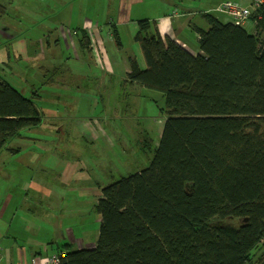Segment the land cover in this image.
Here are the masks:
<instances>
[{
  "label": "trees",
  "instance_id": "trees-1",
  "mask_svg": "<svg viewBox=\"0 0 264 264\" xmlns=\"http://www.w3.org/2000/svg\"><path fill=\"white\" fill-rule=\"evenodd\" d=\"M203 16L195 55L137 20L145 68L129 58L126 81L164 94L160 140L101 189L95 245L59 246V264H264V0L243 25ZM35 99L0 77V149L41 124Z\"/></svg>",
  "mask_w": 264,
  "mask_h": 264
},
{
  "label": "rangeland",
  "instance_id": "rangeland-1",
  "mask_svg": "<svg viewBox=\"0 0 264 264\" xmlns=\"http://www.w3.org/2000/svg\"><path fill=\"white\" fill-rule=\"evenodd\" d=\"M14 2L15 8L16 4L37 8L44 0ZM60 3L64 6L62 11H48L50 18L41 19H46L51 26L53 24L46 40L50 48L44 59L40 53L37 57V62L49 70L29 61L33 47L29 45V39H35L30 31L45 30L42 21L18 8L14 12L8 5L5 13H0L1 21H9L13 26V31L3 27L12 38H0V43L14 54L15 43H21V59L16 64L12 57L9 62L4 59L5 63H0V76L25 96H33L37 92L40 95L35 99L37 106L56 112L54 123V118H49L48 123L37 129L23 130L25 138L18 140L14 137L7 142L6 147L18 149L15 157L8 156L5 150L0 155V164L3 162L6 170L36 172L35 181L45 183L52 193H56L49 196L28 189L21 194L26 198L15 210V242L13 240L11 244L23 245L28 250L36 247L34 249L40 251L46 246H55L56 240L59 243L70 242L71 249H79L81 245L70 233L82 235L83 241H95L99 227L95 205L101 189L149 165L166 117L163 111L165 98L161 91L144 86L130 87L120 78L119 72L123 73L120 65L114 75H107L98 86L96 80L85 77L83 73L81 76L83 67L73 48L66 46L64 39H56L58 32L54 27L60 25L58 23L74 28L83 19L94 20L102 30L103 43H110L108 54L112 60L117 57L121 62L127 54L137 52L141 56V68H145L139 44L132 35L134 23L130 21L125 29L116 22L112 10L117 1L67 0ZM146 3H150L148 8L157 9L154 2ZM212 14L223 22L229 21L224 14L215 11ZM133 15H138V12ZM111 25L116 27L120 44L107 34L114 27ZM244 28L249 33L253 31L249 21ZM54 67L57 73H53ZM99 74H105V71H99ZM27 139H31L32 144ZM32 153H35L34 157H31ZM18 191L15 188L16 194ZM19 222L21 224L18 225ZM21 228L25 233L20 232ZM62 236L67 238L64 240ZM11 237L8 235L7 238L12 240Z\"/></svg>",
  "mask_w": 264,
  "mask_h": 264
},
{
  "label": "crops",
  "instance_id": "crops-1",
  "mask_svg": "<svg viewBox=\"0 0 264 264\" xmlns=\"http://www.w3.org/2000/svg\"><path fill=\"white\" fill-rule=\"evenodd\" d=\"M4 1L8 0H0V4L4 7L8 5V8L15 12V9L18 8L25 13H31L30 15L34 17H38V21L42 18H50L49 12L58 13L63 10L64 6L61 5L60 2H65L67 0H44V3L41 6H37V8H32L31 6L25 8L22 5L16 4L14 0H9L7 4H4ZM39 1V0H38ZM117 5L114 8L116 22L127 28L130 21L133 24V39L135 41V33L137 32V20L139 19H148L155 20L157 29L161 34H167L171 38H173L179 45L186 48L192 54H197L199 52L198 48V38L199 35L196 32L195 28L200 29H208L209 24L206 18L203 16L204 12L212 13L215 6L222 0H116ZM233 2H240L242 5L248 4V0H230ZM37 2V0H36ZM51 2L52 4H47ZM146 2H154L155 6L157 5V9H153L152 7L148 8L147 6L150 3ZM145 3V4H144ZM18 5V6H17ZM36 5V4H33ZM7 10V7L5 8ZM4 10V11H5ZM37 11H41L37 13ZM137 11L138 15H133L134 12ZM43 12V13H42ZM5 13V12H4ZM2 13V15L4 14ZM133 13V14H132ZM195 13H199L196 14ZM0 15V16H2ZM134 16V17H132ZM37 20V19H36ZM33 19V21L37 22ZM42 21V22H41ZM41 24L45 28V30H34L30 31L31 35H34L35 39H29L31 43H29L31 47V57L29 60L31 63H36V66L40 67L44 70H49V67L44 68L42 64L38 63V54L42 55V58H45V52L49 50L50 44L46 42L47 38L50 36V28L52 26L49 24L46 19L41 20ZM57 22V21H55ZM58 23V22H57ZM55 28L56 39H64L66 46H71L73 51L76 53V57L79 58L80 64L83 67V71L85 77L89 79L96 80L98 86L104 82V79L107 75H114L116 72V68L120 65L122 71H120V75L123 81H126V74L129 71V58H134L139 67L141 68V59L140 53L127 54L123 61L117 57H114L112 60L109 57V50L111 49L110 43L104 44L102 40L99 23L90 19H83L79 23L78 27L70 28L68 26L63 25L62 23H58ZM49 25V26H47ZM114 27L110 28V32L107 34L113 37L114 42L120 44L118 39V33L116 31L115 25H111ZM5 27L7 31H13V26L9 23V21L2 22L0 19V38H4L7 40V36L12 38L11 35H8V32L3 28ZM79 28V29H77ZM59 29V31H58ZM73 29V30H72ZM16 30V28H15ZM72 30V31H70ZM33 33V34H32ZM80 33V36L79 34ZM114 34V35H113ZM74 35V36H72ZM17 37V35H16ZM57 42V41H56ZM21 43H15V54L11 52L4 43H0V63H5L4 59L8 62L10 61V57L15 60V64L18 60L21 59L20 48ZM28 45V44H27ZM14 46V45H13ZM118 48L115 47V51L117 52ZM141 50V49H140ZM5 52V53H4ZM18 55V56H17ZM49 58V56H48ZM41 62V61H40ZM120 63V64H119ZM92 67V68H91ZM56 70V71H55ZM54 72L57 73L56 67H54ZM99 71H105V74H99ZM102 76V77H101ZM123 76V77H122ZM1 77V76H0ZM2 78V77H1ZM3 79V78H2ZM4 80V79H3ZM129 83V86L132 88L141 86L135 83ZM49 86V85H47ZM50 87V86H49ZM24 95V94H23ZM37 99L40 98V95L36 92ZM30 97V96H27ZM42 112V122L39 126L48 123L49 118H54L56 120V112L55 110L47 107L39 108ZM37 127H33L31 130L37 129ZM24 137V134L21 132V135L16 136V139L20 140ZM30 144H32L31 139H27ZM30 147V145L28 146ZM5 150L8 156L15 157L17 153V148H2L1 152ZM35 153L31 154V157H34ZM0 164V264H13L18 261H28L33 256H45L50 253H55L58 250V247L63 244H69V248L71 249L70 242L59 243V240H56V245L46 246L43 250L37 251L36 247H30L29 250L23 245H12L11 241L15 242V210L22 205V199L26 198L25 195H21L24 191L26 192L28 189L33 190L36 193H41L43 195L49 194L55 195L56 193H52V191L45 185L43 182H36L35 176L36 172H10L6 170L3 162ZM16 164V163H15ZM59 171H62L60 169ZM15 188L19 189L18 193H15ZM48 196V197H49ZM55 200H57L55 198ZM99 221V215L96 217ZM21 224L20 222L18 225ZM13 227V228H12ZM21 233H25V230L21 228ZM72 238L78 240L81 245L80 248H90L93 247L96 243L98 237V231L96 234L95 241L85 240L83 241L82 235L74 236L70 233ZM12 236V240L7 237ZM62 239H66L67 236H62ZM94 242V243H93ZM261 247H264V238L261 241ZM27 249V250H26Z\"/></svg>",
  "mask_w": 264,
  "mask_h": 264
},
{
  "label": "built area",
  "instance_id": "built-area-1",
  "mask_svg": "<svg viewBox=\"0 0 264 264\" xmlns=\"http://www.w3.org/2000/svg\"><path fill=\"white\" fill-rule=\"evenodd\" d=\"M261 3L262 0H250L248 5H242L238 2L222 0L213 10L226 15L233 24L243 25L249 19L251 12L258 9ZM60 258L61 254L55 252L42 257L33 256L28 261H18L13 264H59Z\"/></svg>",
  "mask_w": 264,
  "mask_h": 264
},
{
  "label": "water",
  "instance_id": "water-1",
  "mask_svg": "<svg viewBox=\"0 0 264 264\" xmlns=\"http://www.w3.org/2000/svg\"><path fill=\"white\" fill-rule=\"evenodd\" d=\"M184 48V47H183ZM186 51H188L186 48H184ZM189 52V51H188ZM189 53H191V52H189ZM192 54V53H191Z\"/></svg>",
  "mask_w": 264,
  "mask_h": 264
}]
</instances>
